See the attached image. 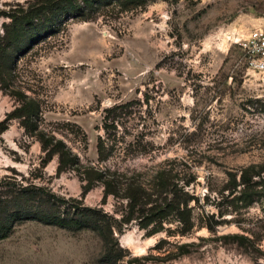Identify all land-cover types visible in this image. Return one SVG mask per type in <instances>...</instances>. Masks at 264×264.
<instances>
[{"label":"rangeland","instance_id":"1","mask_svg":"<svg viewBox=\"0 0 264 264\" xmlns=\"http://www.w3.org/2000/svg\"><path fill=\"white\" fill-rule=\"evenodd\" d=\"M259 27L264 0H101L21 55L13 86L36 100L40 129L82 166L121 172L152 198L166 170L195 199L187 224L173 213L142 228L135 212L107 243L117 262L95 231L27 219L0 240V264H264V74L246 68L238 44ZM115 104L124 107L106 127L104 109ZM15 105L0 89V120ZM100 140L111 152L101 162ZM43 156L10 122L0 134V190L21 180L56 204L102 206L112 224L127 213L125 199L101 204V183L81 196L77 173L58 174L57 157L43 166Z\"/></svg>","mask_w":264,"mask_h":264},{"label":"trees","instance_id":"2","mask_svg":"<svg viewBox=\"0 0 264 264\" xmlns=\"http://www.w3.org/2000/svg\"><path fill=\"white\" fill-rule=\"evenodd\" d=\"M99 1L101 0H25L22 3L16 2L14 7H0V19H4L0 27V89L3 93L12 96L16 102L13 109L0 120V134L8 128L10 122L17 121L28 135L39 141L41 151L44 153L43 166L56 156L58 174L68 170L77 173L82 181L81 196L91 190L96 183H101L103 186L101 204L112 195L117 200L125 199L128 211L118 221L115 219L116 224H112L102 206H84L80 200H75V204H68V201L60 198L61 203L56 204L51 200L54 194L45 192L44 188L31 183L25 184L21 180L12 181L13 179L9 178L12 180L5 181V189L0 190V240L7 238L15 225L27 219L76 229L86 228L95 231L104 241L106 260L117 262L119 256L112 254L110 248H107V243L114 232H120L123 224L131 221L135 212L140 211L142 215L139 222L142 228L151 223L161 222L173 213L181 223H188L191 208L188 204L195 199V196L185 189L189 183L180 184L166 170L160 171L158 179L156 177L155 182L153 181L154 198H152V192H148L142 184H134V181L128 180L127 177L126 179L121 172H112L109 168H98L95 165L82 166L78 156L62 139L40 129L38 103L12 83L16 60L21 55L34 44L58 32L61 25L71 17L93 10ZM123 107L124 104H115L104 109L103 119L106 127H109V120L112 121L115 116L121 114ZM110 153L106 143L102 140L98 141V161L107 160ZM34 189L41 191V195L40 201L33 207L31 196L36 193ZM61 205L62 211H57L56 208L58 206L61 208ZM156 231L154 230L153 233ZM162 241L163 239L159 240L154 247ZM181 247H185V244ZM186 251L183 250L182 253Z\"/></svg>","mask_w":264,"mask_h":264},{"label":"built area","instance_id":"3","mask_svg":"<svg viewBox=\"0 0 264 264\" xmlns=\"http://www.w3.org/2000/svg\"><path fill=\"white\" fill-rule=\"evenodd\" d=\"M247 69L264 74V28H254L238 40Z\"/></svg>","mask_w":264,"mask_h":264}]
</instances>
